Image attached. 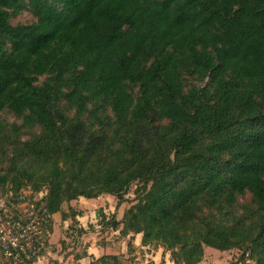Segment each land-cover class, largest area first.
<instances>
[{"label": "trees", "instance_id": "16d2710c", "mask_svg": "<svg viewBox=\"0 0 264 264\" xmlns=\"http://www.w3.org/2000/svg\"><path fill=\"white\" fill-rule=\"evenodd\" d=\"M135 184L123 236L264 264V0H0V191Z\"/></svg>", "mask_w": 264, "mask_h": 264}, {"label": "crops", "instance_id": "0c3cea01", "mask_svg": "<svg viewBox=\"0 0 264 264\" xmlns=\"http://www.w3.org/2000/svg\"><path fill=\"white\" fill-rule=\"evenodd\" d=\"M131 206L128 203L118 206V200L110 195H103L97 199L79 198L65 203L62 212L52 216L48 247L40 251L33 264H174L171 254L163 248L143 246L141 234L123 236L122 226L117 229L103 227L102 223H107L111 218L117 222L122 221L125 212ZM69 209L80 214L73 218L72 215H68ZM89 225H93L96 231L100 228L101 232L107 231L102 238L106 241L98 244L100 239L91 236ZM80 231H83L81 236ZM84 240L89 243L88 246H77L76 241ZM71 241L75 244H71ZM207 250L205 249V254ZM208 251L222 255L213 249ZM112 257H116L117 260ZM102 258L105 260L101 261ZM207 260L206 254L200 264H207Z\"/></svg>", "mask_w": 264, "mask_h": 264}, {"label": "built area", "instance_id": "2783aa9c", "mask_svg": "<svg viewBox=\"0 0 264 264\" xmlns=\"http://www.w3.org/2000/svg\"><path fill=\"white\" fill-rule=\"evenodd\" d=\"M12 198L9 207L0 205V211L5 213L3 226L7 229L0 227V249L9 264H33L40 251L46 248L43 233L51 226L52 215L44 200L24 208L22 191Z\"/></svg>", "mask_w": 264, "mask_h": 264}, {"label": "rangeland", "instance_id": "374dc122", "mask_svg": "<svg viewBox=\"0 0 264 264\" xmlns=\"http://www.w3.org/2000/svg\"><path fill=\"white\" fill-rule=\"evenodd\" d=\"M34 21V18L28 13V12H22L19 16L17 17H13L11 23L13 25H18V24H30ZM4 119L8 122H14L15 118L11 115V114H5L4 115ZM138 185L135 184L131 187L129 194L126 196L127 198L126 201L124 203H128L129 205H133L135 202V192L137 189ZM46 195V190H43L40 193H33L30 189H26L22 191V197H23V207L26 208L27 206H31V205H36L39 204L45 197ZM13 199L12 195H10V193H6L4 191H0V205H4L9 207L11 205V203H13ZM250 197L246 196L245 198L241 199L240 204L241 205H248L250 204ZM133 203V204H132ZM123 204V203H122ZM69 211V216L72 215L73 218L75 217V215L80 214L78 212H74L72 210H68ZM10 213H12V210H10ZM112 217V216H109ZM5 221V213L3 211H0V227H2L3 229H6V226H3V223ZM110 225V222L104 223L103 227L107 228ZM112 226V225H111ZM50 225L49 228L47 230L44 231L43 236H44V240L46 243V247H48V232L50 229ZM89 231L92 233L91 236H95L94 238L99 240L98 244H101L102 241H106V239L102 238L104 237L105 232H101V228L96 231L95 227L93 225H89L88 226ZM93 230V231H92ZM86 243V244H85ZM71 244H75L74 241H71ZM77 246H88V242L86 240L84 241H76ZM75 247V246H74ZM46 249V248H45ZM76 249V248H75ZM208 250H212L211 248H205ZM206 252L207 254V264H239V259L242 257V253L239 250H232L229 252H219L222 255H219L218 253L215 254L214 252L208 251ZM215 251V250H213ZM218 252V251H217ZM205 254V256H206ZM0 263L3 264H9L8 259L4 256L2 249H0ZM251 264H253V262H251Z\"/></svg>", "mask_w": 264, "mask_h": 264}]
</instances>
